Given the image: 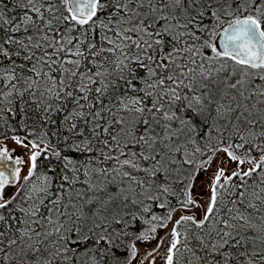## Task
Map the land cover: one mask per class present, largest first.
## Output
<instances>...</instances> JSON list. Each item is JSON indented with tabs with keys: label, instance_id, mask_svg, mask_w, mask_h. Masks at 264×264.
<instances>
[{
	"label": "snow or ice",
	"instance_id": "snow-or-ice-1",
	"mask_svg": "<svg viewBox=\"0 0 264 264\" xmlns=\"http://www.w3.org/2000/svg\"><path fill=\"white\" fill-rule=\"evenodd\" d=\"M0 264H264V0H0Z\"/></svg>",
	"mask_w": 264,
	"mask_h": 264
}]
</instances>
